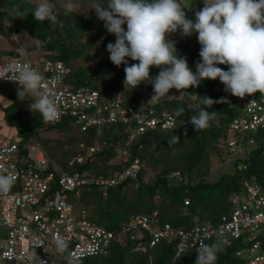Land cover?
<instances>
[{
    "label": "trees",
    "instance_id": "trees-1",
    "mask_svg": "<svg viewBox=\"0 0 264 264\" xmlns=\"http://www.w3.org/2000/svg\"><path fill=\"white\" fill-rule=\"evenodd\" d=\"M85 1L91 4L104 2ZM23 2L25 8H18L25 12V18L13 19L6 12H0V39L3 41L0 56L15 55L23 42L30 39L37 47V57L32 58L41 56L61 61L68 69L63 82L70 88H92L103 98H112L121 91L122 105L150 111L149 115L167 111L176 120V126L171 129L153 127L132 138H128L131 123L102 124L85 130H80L69 117L46 123L39 113L29 108L27 99L19 97L18 87L0 83L13 87V91H3V94H11L19 106V121L13 120L14 114L4 115L6 123L17 130L18 138L14 141L20 147L37 143L48 157L47 170L55 176L66 171L110 177L120 173L133 159L138 160V170L133 179L126 178L104 188L90 184L78 186L69 192L70 199H80L79 207L85 210L91 221L115 231L105 253L77 259L72 264H195L197 257L193 248H187L174 257L173 243L158 241L146 252H140L137 245L141 235L134 240H129L126 235L122 239L116 230L134 214L146 215L157 223L167 222L174 228L187 229L196 223L211 226L220 215L229 213L232 208L230 198L244 192L243 181L264 189V125L254 131L230 130L229 127L242 115L243 102L248 95L241 102V98L224 91L219 79H207L198 87L182 90V93L173 88L177 92L175 95L139 106L143 98L141 91L153 90V87L151 84H141L133 89L125 87V65L115 66L106 50L107 44L115 43L116 37L107 32L97 15L85 10L63 14V7L49 0L61 15L56 23L39 21L32 14L39 1ZM182 6L189 7L184 11L188 18L195 20V12L204 7V0H187ZM123 27L126 29V24ZM174 41L179 55L187 58L189 67L195 72L201 45L182 41L179 31ZM132 63L138 61L129 58V64ZM218 66L228 69L227 65ZM159 71L153 66L150 75L155 77ZM203 96L213 100L227 99L207 109L215 111V118L208 129L196 132L191 123L196 111L188 106L200 104ZM183 121L181 129L179 124ZM174 136L180 139L170 144ZM231 138L238 143V151L233 154L226 146ZM249 138L253 143L247 142ZM214 160L228 163L231 170L219 172L212 178ZM4 234L0 225V238ZM245 235L247 233L236 239L229 238L228 244L212 236L206 244H219L221 251L216 264H237L241 258L235 252L242 250L240 239ZM253 240L259 241V251L263 252L264 229L261 225L258 232L246 241L250 245Z\"/></svg>",
    "mask_w": 264,
    "mask_h": 264
},
{
    "label": "built area",
    "instance_id": "built-area-1",
    "mask_svg": "<svg viewBox=\"0 0 264 264\" xmlns=\"http://www.w3.org/2000/svg\"><path fill=\"white\" fill-rule=\"evenodd\" d=\"M177 33V32H176ZM176 33L168 35L174 41ZM28 63L44 76L53 99L57 102L61 117H69L80 130L102 124L131 123L128 138L142 134L146 129L158 127L171 129L176 126L173 115L160 111L149 115L150 111L136 110L130 105H122V92L117 91L112 98H103L92 88H70L63 82L68 69L61 61L39 56L33 59L26 51L19 50L13 56H0V64ZM63 75H60V71ZM59 76V80H57ZM0 83L18 85L15 82L0 80ZM242 115L230 123V130L254 131L264 125V94L248 95L243 102ZM183 129L184 121L179 124ZM253 143L252 138L247 140ZM227 150L237 152L238 143L234 138L227 142ZM123 156L125 152H122ZM48 157L37 143L23 147L6 137L0 136V174L13 176L10 191L0 193V225L5 234L0 238V264H72L84 257L105 253L115 231L106 229L85 217V210L73 211L67 201V193L78 186L93 185L110 187L126 178H135L138 160L133 159L115 176H88L77 172L61 171L56 176L47 170ZM244 192L230 198L232 208L220 215L214 225L196 223L187 229L174 228L167 222L154 226L149 217L134 214L127 218L116 234L134 240L138 235L137 250L146 252L158 241L173 243L174 257L187 248H193L197 257V247L206 244L212 236L223 244L229 238L236 239L247 233L251 239L260 225L264 229V189L259 185L243 181ZM57 237L67 243L63 252H58ZM235 252L241 260L237 264H264V253L259 251V241L253 240L246 248ZM40 260H30L29 256ZM20 258L19 261L16 258Z\"/></svg>",
    "mask_w": 264,
    "mask_h": 264
},
{
    "label": "clouds",
    "instance_id": "clouds-1",
    "mask_svg": "<svg viewBox=\"0 0 264 264\" xmlns=\"http://www.w3.org/2000/svg\"><path fill=\"white\" fill-rule=\"evenodd\" d=\"M62 7L63 14L79 12L71 2ZM185 8L189 7L182 6L181 0H104L90 6L89 10H95L107 32L116 37L106 50L115 66L125 65V87L151 84L154 94L150 101L165 98L173 88L182 93L190 86L198 87L207 79H219L226 93L239 98L257 92L264 94V0H204V7L195 12V20L187 17ZM32 14L36 20L51 23H56L61 15L49 0H41ZM9 15L13 19L27 17L18 7L12 8ZM177 31L187 37L197 34L201 48L195 72L187 58L179 55L175 41L167 38ZM129 58L138 63L129 64ZM218 65H227L228 69ZM153 66L160 69L155 77L150 75ZM0 80L15 82L19 97L27 99L29 108L39 113L44 122L59 121L62 113L38 69L28 63H2ZM226 99L203 96L200 104L188 106L196 111L191 117L196 132L208 129L215 118V111L207 109ZM179 139L174 136L169 143ZM14 179L0 174V193L9 192ZM55 244L58 252L67 247L60 237ZM220 251L218 243H200L195 264H216ZM29 259L42 261L32 255Z\"/></svg>",
    "mask_w": 264,
    "mask_h": 264
},
{
    "label": "rangeland",
    "instance_id": "rangeland-1",
    "mask_svg": "<svg viewBox=\"0 0 264 264\" xmlns=\"http://www.w3.org/2000/svg\"><path fill=\"white\" fill-rule=\"evenodd\" d=\"M10 1L13 2V5H16V7L21 6L22 8L23 7L25 8V4L23 3V0H10ZM37 1L41 2V0H37ZM53 1L56 2L57 4H59L60 6L66 5L67 3L71 2L77 6L78 11L85 10L87 13H90L92 15H96L94 9L89 10V8L92 4L90 2H86L85 0H53ZM186 2H187V0H181V3H183L184 5H186ZM8 6L9 5H7V8H8ZM180 38L182 41H185L188 44L200 45L198 40H197V34L196 33H193V35L190 37L182 36L180 34ZM33 45H34V43L32 42V40L27 39L23 42V44L19 47L18 50L26 51L32 57H37V52H36L37 47L35 45L34 46ZM0 47H2V45H0ZM0 52H1V50H0ZM16 54H18V53H16ZM5 57H7V56H5ZM3 91L11 92V91H13V87L10 85H0V136L16 141L18 138L17 130L14 126H11L10 124L6 123L4 115L5 114H14L15 116L13 117V120L19 121L17 119L18 118L17 117V110L19 109L18 102H16V100L14 98H12L11 94H7V95L3 94ZM141 92L143 94V98L141 99L139 106L146 105L150 101L151 96L154 94L153 90H147V89L142 90ZM176 93L177 92H175L174 89H170L168 96H173ZM168 96H166V97H168ZM243 100H244V98H241V102ZM229 170H231V167L228 163L219 162L217 160H214L213 161V174L211 175V177L215 178V176L219 172L229 171ZM69 195L70 194L68 192L67 193V201L73 207V211L75 212V211L80 209V207H79L80 206L79 205L80 199L78 197H73L70 199ZM85 217L87 219H89L87 213H86ZM149 223L151 226H154L155 224H157V222H154L152 220V218H150ZM249 236L250 235L247 234V235H245V237H242L240 239V243H241L240 249H242L241 256H244L246 254L245 248H247L249 246V242H247L245 239ZM263 253H264V250H263Z\"/></svg>",
    "mask_w": 264,
    "mask_h": 264
},
{
    "label": "crops",
    "instance_id": "crops-1",
    "mask_svg": "<svg viewBox=\"0 0 264 264\" xmlns=\"http://www.w3.org/2000/svg\"><path fill=\"white\" fill-rule=\"evenodd\" d=\"M10 0H0V12L4 13L6 12L7 14H9V11L13 8L16 7V5H13V2H9ZM24 3V2H23ZM8 6L7 10L5 9V7ZM11 5V6H10ZM13 6V7H12ZM1 38V36H0ZM0 45H3V41H1L0 39ZM18 53V52H17Z\"/></svg>",
    "mask_w": 264,
    "mask_h": 264
}]
</instances>
